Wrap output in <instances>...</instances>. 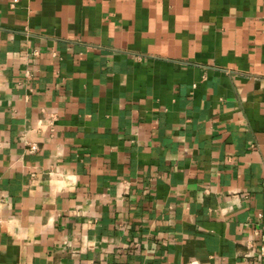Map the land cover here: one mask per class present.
Returning <instances> with one entry per match:
<instances>
[{
	"label": "crops",
	"instance_id": "0c3cea01",
	"mask_svg": "<svg viewBox=\"0 0 264 264\" xmlns=\"http://www.w3.org/2000/svg\"><path fill=\"white\" fill-rule=\"evenodd\" d=\"M262 248L264 0H0V264Z\"/></svg>",
	"mask_w": 264,
	"mask_h": 264
},
{
	"label": "built area",
	"instance_id": "2783aa9c",
	"mask_svg": "<svg viewBox=\"0 0 264 264\" xmlns=\"http://www.w3.org/2000/svg\"><path fill=\"white\" fill-rule=\"evenodd\" d=\"M26 143L28 144V148L30 151H36L39 148L38 144L35 142L26 141ZM261 252L264 254V248H262Z\"/></svg>",
	"mask_w": 264,
	"mask_h": 264
}]
</instances>
